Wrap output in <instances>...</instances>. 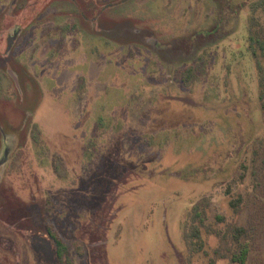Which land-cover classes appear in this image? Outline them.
I'll use <instances>...</instances> for the list:
<instances>
[{
    "label": "rangeland",
    "instance_id": "1",
    "mask_svg": "<svg viewBox=\"0 0 264 264\" xmlns=\"http://www.w3.org/2000/svg\"><path fill=\"white\" fill-rule=\"evenodd\" d=\"M263 95L264 0H0V264H264Z\"/></svg>",
    "mask_w": 264,
    "mask_h": 264
},
{
    "label": "trees",
    "instance_id": "2",
    "mask_svg": "<svg viewBox=\"0 0 264 264\" xmlns=\"http://www.w3.org/2000/svg\"><path fill=\"white\" fill-rule=\"evenodd\" d=\"M252 51H253V50H252ZM254 53H255V52H254ZM196 70H197L196 66H189V67L183 72V75H184V77H192V75L195 76V75H196L195 73H193V74L190 75L189 72H191V71H195V72H196ZM193 80H194V79H193ZM193 80H192V81H193ZM189 83H191V82L189 81ZM189 83H187V84H189ZM262 98H264V95L261 96V99H262ZM231 204H232L233 206H236V204H235L234 202H231ZM50 232H51L50 236L53 238V240H54V242H55V245H56V247H57L58 257H59L60 259H63V257H64L65 254L67 253V247H66V245L63 243V241L59 238V236H58L57 233H55V232H53V231H50ZM246 234H247V230H246V228L240 226V227H237V228H236V234H235L234 237H235V239H236L237 242H240V241L242 240V237H244Z\"/></svg>",
    "mask_w": 264,
    "mask_h": 264
}]
</instances>
